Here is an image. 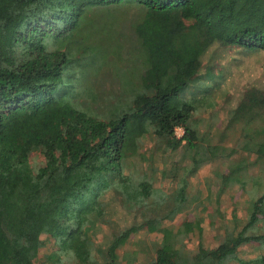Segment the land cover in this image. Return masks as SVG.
Masks as SVG:
<instances>
[{
    "label": "trees",
    "instance_id": "1",
    "mask_svg": "<svg viewBox=\"0 0 264 264\" xmlns=\"http://www.w3.org/2000/svg\"><path fill=\"white\" fill-rule=\"evenodd\" d=\"M0 6V229L8 264H34L42 234L56 246L49 256L63 254L66 264H119L117 249L139 228L161 236L149 264L240 263L241 245L264 249V191L251 200L243 226H225L214 247L186 248L189 233L201 234L199 220L164 226L190 205L188 177L237 150L225 154V147L201 142L197 100L182 90L198 78L213 44L264 50V0H0ZM232 113L242 121L240 149L264 163V88L247 89ZM176 127L183 129L179 138ZM159 150L166 158L155 166ZM178 150L179 159L169 161ZM33 151L42 165L31 164ZM245 163L241 157L229 167L225 184L244 189ZM166 180L172 191L162 186ZM115 203L131 225L99 251L87 232ZM251 261L264 264V254Z\"/></svg>",
    "mask_w": 264,
    "mask_h": 264
},
{
    "label": "rangeland",
    "instance_id": "2",
    "mask_svg": "<svg viewBox=\"0 0 264 264\" xmlns=\"http://www.w3.org/2000/svg\"><path fill=\"white\" fill-rule=\"evenodd\" d=\"M4 14L0 6V26ZM156 19L157 26L163 24L160 16ZM253 86L264 88V50L247 52L236 47L213 44L203 56L198 78L182 90L186 98L197 100L198 107L193 117L200 136H204L201 142L225 147V154L237 149L232 156L221 155L205 162L195 174L188 177L189 207L164 222V226L176 228L184 221L199 220L201 234L194 230L184 238L186 248L189 250H196L200 242L205 247L216 246L222 240L225 226L232 228L235 225L240 229L248 219L251 200L264 191V163L254 162L253 155L240 149L242 121L232 119L233 108L239 103L243 93ZM205 90L208 91L203 94ZM46 115H49L48 112ZM55 122L54 119L51 120L52 124ZM179 133L181 131H178ZM31 134L29 131L28 135L32 136ZM144 145L148 148L150 143L146 142ZM181 153L182 151L178 150L171 158L169 157V161L178 160ZM241 157H244L247 165L244 172L248 181L244 189L239 188L238 184L224 182L229 167ZM153 158L154 165L160 166L166 156L159 150L153 152ZM182 161L184 164H190L188 158ZM30 162L37 167L43 164L44 158L39 151H33ZM162 184L170 191L175 187L174 183H169L168 180ZM129 225L131 217L126 216L115 203L107 207L102 220L90 224L87 233L95 247L103 251L113 233L116 234ZM160 237L159 234H149L140 228L131 233L117 249L119 264H149L154 254L153 241H159ZM41 238L44 244L32 262L66 264L67 258L63 254L53 258L49 256L56 249L53 239L47 234H42ZM8 249L9 246L0 229V264H8ZM260 254H264V249L255 242L243 244L237 251L240 263L231 261L229 264H255L251 260ZM69 264L74 262L70 260Z\"/></svg>",
    "mask_w": 264,
    "mask_h": 264
},
{
    "label": "built area",
    "instance_id": "3",
    "mask_svg": "<svg viewBox=\"0 0 264 264\" xmlns=\"http://www.w3.org/2000/svg\"><path fill=\"white\" fill-rule=\"evenodd\" d=\"M178 131H181V133L178 134ZM175 135L176 137H181L183 135V129L181 127H176L175 128Z\"/></svg>",
    "mask_w": 264,
    "mask_h": 264
}]
</instances>
